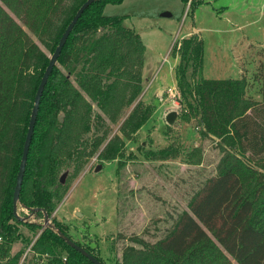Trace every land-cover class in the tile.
Segmentation results:
<instances>
[{"label": "trees", "instance_id": "obj_1", "mask_svg": "<svg viewBox=\"0 0 264 264\" xmlns=\"http://www.w3.org/2000/svg\"><path fill=\"white\" fill-rule=\"evenodd\" d=\"M83 1L74 0L66 10V0H0V264H16L10 249L18 239L43 258V264H94L51 226L43 225L41 209L53 226L108 264L97 246L74 237L69 223L51 213L56 188L62 185L57 166L77 129L89 122L91 102L108 112L117 106L120 80H140V73L129 66L135 59L143 60L140 34L125 25V14L104 12L107 3L122 0H94L67 36L40 95L18 192L17 214L32 218L18 219L11 210L32 98L48 60L26 29L43 41L47 37L51 52ZM183 1L192 6L201 0ZM262 19L264 28V7ZM176 51L177 85L183 89V102L186 93L192 99L186 109L197 119L201 135L216 138L222 155L216 173L190 198L174 226L153 242L136 237L138 244H126L113 264H264V44L254 73L261 83L260 99L246 93L245 77L201 75L203 42L196 34L182 37ZM75 64L81 66L73 81L71 69L64 68ZM189 64L198 76L191 84L185 75ZM134 86L130 99L139 82ZM136 114L135 106L120 125L124 136L142 125ZM95 117L102 119L99 112ZM96 139L93 150L102 141ZM110 148L111 140L105 146ZM150 153L164 157L170 149L164 146Z\"/></svg>", "mask_w": 264, "mask_h": 264}, {"label": "rangeland", "instance_id": "obj_2", "mask_svg": "<svg viewBox=\"0 0 264 264\" xmlns=\"http://www.w3.org/2000/svg\"><path fill=\"white\" fill-rule=\"evenodd\" d=\"M73 2L66 0L65 9ZM263 7L264 0H201L192 6L183 0H122L105 5L107 14H125V25L141 36L143 60L129 65L131 72L140 73V88L130 99L137 77L122 78L117 106L105 112L91 102L86 113L89 122L77 129L57 166L56 176L65 175L56 188L51 215L69 223L74 237L97 246L106 263L120 259L126 244L137 245L136 237L153 242L164 236L190 198L216 173L222 155L216 138L201 135L197 119L186 109L192 100L189 93L183 102V89L175 76L177 44L182 37L196 34L203 42L201 75L245 77L246 93L260 99L261 83L254 73L264 44ZM26 31L49 56V39L44 36L43 41ZM80 66L64 68L71 69L73 81ZM185 75L190 84L198 78L190 64ZM135 106L143 123L135 131L128 130L127 137L120 125ZM170 110L177 111L171 124L165 119ZM117 134L120 138H114ZM97 137L102 141L93 150ZM110 140L112 148L106 150ZM164 146L169 154L151 155V150ZM20 230L27 233L22 225ZM10 254L16 255V264L44 262L20 239L12 244Z\"/></svg>", "mask_w": 264, "mask_h": 264}, {"label": "water", "instance_id": "obj_3", "mask_svg": "<svg viewBox=\"0 0 264 264\" xmlns=\"http://www.w3.org/2000/svg\"><path fill=\"white\" fill-rule=\"evenodd\" d=\"M93 1L94 0H84L79 5V7L75 11V13L71 17V19L69 20L68 24L66 25L65 29L63 30L61 36L59 37V39H57V42H56L53 50L51 51V53L48 56L47 63L45 65V67L41 73V76L38 80V83L36 85V88H35V91L33 94V98H32V104L30 107V112H29V116H28L26 130H25V134H24V138H23V142H22V146H21V153H20V157H19L16 175H15V181H14V185H13V189H12V199H11L12 209L11 210H12V213L14 214V216L18 219H25L28 216V215L27 216H20L17 214L16 203L18 202V192H19L22 174H23V170H24L26 154H27L28 145H29V141H30V137H31L32 129H33V124H34L35 116H36V112H37V107H38V103H39V99H40V95H41L44 83L47 79V76H48L53 64L56 61L57 56H59L60 51L62 49V46H63L67 36L69 35L70 31L72 30L75 22L77 21L78 17L83 12V10ZM162 14L170 15V12L164 11V12H162ZM176 115H177L176 110H170L167 112L165 119L169 124H171L174 121ZM99 168H100V164H98L95 167V170H98ZM64 175L65 174L63 173L59 178L61 182L64 181ZM31 209L34 210L36 208H31ZM41 210L43 212V225L51 226L52 229L57 234H59L60 237H62L72 247L76 248L81 253H83L85 256H87L94 264H104L95 255H93L92 253L87 251L83 246L78 244L75 240H73L67 234L62 232L59 228L53 226L51 224V222L49 221V217L47 216L46 212L43 209H41Z\"/></svg>", "mask_w": 264, "mask_h": 264}, {"label": "built area", "instance_id": "obj_4", "mask_svg": "<svg viewBox=\"0 0 264 264\" xmlns=\"http://www.w3.org/2000/svg\"><path fill=\"white\" fill-rule=\"evenodd\" d=\"M29 247V245H27ZM38 264H41V263H38Z\"/></svg>", "mask_w": 264, "mask_h": 264}]
</instances>
